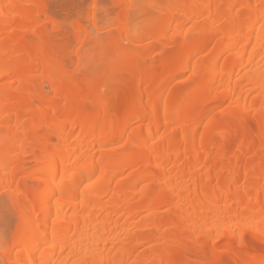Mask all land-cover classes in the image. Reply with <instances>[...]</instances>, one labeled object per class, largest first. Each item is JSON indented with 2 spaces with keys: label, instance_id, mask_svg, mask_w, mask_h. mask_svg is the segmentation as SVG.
<instances>
[{
  "label": "bare ground",
  "instance_id": "6f19581e",
  "mask_svg": "<svg viewBox=\"0 0 264 264\" xmlns=\"http://www.w3.org/2000/svg\"><path fill=\"white\" fill-rule=\"evenodd\" d=\"M46 1L0 0V186L13 190L20 220L1 257L185 264L224 248L241 264H264L245 238L264 241V0H172L163 8L151 1L164 20L158 33H140L161 48L171 32L182 37L180 54L163 51L145 65L150 55L133 51L136 87L125 84L118 120L99 85L90 104L79 95L87 78L73 57L83 55L66 48ZM125 10L117 20L134 46L142 37L130 36ZM78 36V44L88 40ZM186 73L191 84L172 86ZM226 103L233 121L211 119ZM237 130L244 134L232 140ZM26 157L33 166L24 191Z\"/></svg>",
  "mask_w": 264,
  "mask_h": 264
},
{
  "label": "rangeland",
  "instance_id": "374dc122",
  "mask_svg": "<svg viewBox=\"0 0 264 264\" xmlns=\"http://www.w3.org/2000/svg\"><path fill=\"white\" fill-rule=\"evenodd\" d=\"M96 1L95 2L97 5L94 4V0H47L46 2L48 4L49 10H51L50 13L52 12L53 17L56 18L57 21L62 23L60 24L62 25L61 26L62 28L64 27L63 33H65L64 34L65 40L68 39L66 41L67 45L65 44L66 48H68L69 52L71 53L78 52L81 55H83L81 60L78 59L76 56L73 57V60H74L73 68L77 72V75H79L80 77L81 75H84L87 78L85 80L87 88L85 91L78 92L79 95L80 96L88 95L87 101H89L90 99L89 94L92 93L91 87L94 86V84L99 85L101 89L99 91L102 95L100 96L102 98L105 97L104 98L105 100H103L105 102L104 104L108 105V108H111L110 110H111L112 115H114V120H118L119 118L122 117V114H123L121 112L123 105H121L122 102H121L120 97L125 91V87H126L125 84L129 85L132 88L136 87V80L135 78H132L133 75L129 73V69H130V65L132 62L136 60L137 62H140V60H138L139 55L137 54L135 55L133 51L137 49L135 50V52L137 51V53L145 52L149 54L150 57L148 58V60H146L145 65L146 63H148L147 65H151L153 62H159L161 59H163L162 58L163 51H165L164 52L165 55H169V54L171 55L172 53H174L172 55L175 56V55L180 54V53L175 54V52H178V49L180 48L179 41L180 42L182 41L180 40V38L182 37L173 36V33L171 32L170 33L171 35H169L168 38L171 41L173 40L172 42L170 41L173 45H171V43L169 42L167 44V48H168L167 49L166 47L164 48L163 45L161 48L160 47L161 45H158L160 44V42H156L158 44H155V43L153 44L152 43L153 39L151 38L148 39V37H145L143 36V34H141L142 31L148 30V29L149 31L152 30L157 33L159 32L158 30L160 29V26H161L160 24L162 23L164 19L160 20L156 15L158 14L160 17L162 14L160 13V10L162 12V8L165 7V5H168L169 4L168 2H171L172 0H166V1L165 0H135V1L133 0L134 2L132 0H126V1L96 0ZM151 1H155L157 2V4L159 3L160 4L159 6H161L162 8L159 7L161 8L159 9L158 5L154 6L153 8L152 7L150 8L149 4ZM164 1L166 2L165 4H163ZM245 1L246 0H244V2ZM129 2H131V4ZM125 9H127L128 18L133 24L134 32L133 31L130 32L131 33L130 36L133 35L134 38L142 37L141 40L136 43L137 45H134V46L131 41H128V40L126 41V38L123 37L122 24L120 26V23L117 20V16L119 15V13L121 11H126ZM166 9L167 8H165V10ZM162 16L164 17V15ZM153 17H155L154 19L158 18L157 21L155 20L157 23L155 21H154V24L153 22H151L153 20ZM116 23L117 25H115ZM95 24L97 26H95ZM134 24H135V28H134ZM140 30H141V33H140ZM78 34L80 35V38H83L82 36H84L86 40L88 36V40L83 43L84 47H82L83 45L77 43V39L79 38ZM60 35H58V33H54V35L52 34V37L56 38V40L60 37L59 39L62 40L61 39L62 35L61 36ZM54 38L52 40H54ZM75 38H76V41H75ZM114 38H116L117 40V41L115 40L116 42L113 40ZM59 39L58 41L60 42ZM58 41L56 43L60 44ZM62 41H61L62 42L61 44L64 45L65 43L64 39ZM85 43H88V44H85ZM76 44H78V46ZM183 56H184V53H183ZM200 59L202 58L200 57ZM128 73L130 74V77ZM190 75L189 73H186V74L179 76L181 78L178 77L177 79H175L174 81L176 82H173L172 86L180 87V86H185L187 84L189 85V83L191 84V81H189ZM171 87H170V90L174 88V87L172 88ZM88 104H90V101L89 103H87V105ZM230 105L229 103H226L220 107L221 109L219 108V109L214 110L212 114L210 115L211 119L222 116L226 119H229V121L230 120L233 121L232 119L233 117L230 115L229 112L227 113V111H230V110L232 111L234 109V107H231ZM115 110H117V112ZM249 121H252V119H250ZM251 123H250L251 126L249 127H252V125H254L253 123L252 124ZM247 127L248 126H246V128ZM263 129H264V122H263L262 130ZM242 133H243L242 130H237L236 132L234 131V136H232V140L239 138V136L244 134ZM245 134H248V133L245 132ZM230 139L231 138H229L228 141ZM256 139L257 138L254 139L256 143L255 149L259 146ZM250 156H253L252 153L250 154ZM250 156H247L248 160L249 158H251ZM23 162H25L23 163V166L26 169L22 167L24 169V171L23 169L22 171L24 172L23 176H25L24 177L25 180L23 179V176H22V179H21L22 184H20L22 187L21 189L25 188L26 183H28V185L30 184L29 182H27L29 181L27 180L29 178L26 179V177H27V172L29 171L28 168H31V166H33V161L29 157H26V159H24ZM242 163H243L242 165L244 166L246 163V160H244ZM4 190L2 189V186H0V264H8L3 259V257H1L3 253L2 248L6 247V245L11 246L12 237L15 236L17 232L16 230L18 228V224L20 223V220L18 217L19 215L16 210L17 208L16 206H18V200L16 198L14 199L15 196H13L14 195L13 193H10L13 191L12 189H9L8 191H6L7 193H5ZM25 190L26 188L24 189V191ZM22 202L24 203L25 201L22 200ZM22 202L20 200V203ZM164 209L167 210V208H161L162 211L161 210L159 211L160 213L162 212V216L165 217L166 215L167 217V215L169 214L166 219H172V215L170 214L169 210H167V212L165 211L163 214ZM18 220H19V223H18ZM245 238H247L246 243L248 247L256 245L259 247V253H264V241L259 242L258 240L253 238L251 235H248ZM188 244L189 243H186V245ZM239 244L240 243L238 241L233 242L235 249L240 248L241 245L239 246ZM189 248L191 249L190 245H189ZM195 251L196 249H194L193 252ZM194 255L196 256V257L194 256L193 258L194 260L191 259L189 261H185L186 262L185 264H241L239 261H237V259L235 260L234 257L229 255V253L226 252L224 248H219L216 252L210 255L209 254L205 255V257L198 255L197 252ZM195 258L197 262L195 261Z\"/></svg>",
  "mask_w": 264,
  "mask_h": 264
}]
</instances>
